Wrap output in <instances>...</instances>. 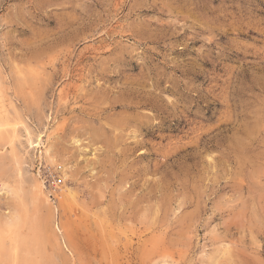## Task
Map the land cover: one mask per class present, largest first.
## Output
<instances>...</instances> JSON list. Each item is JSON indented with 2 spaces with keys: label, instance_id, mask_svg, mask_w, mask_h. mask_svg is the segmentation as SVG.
<instances>
[{
  "label": "rangeland",
  "instance_id": "374dc122",
  "mask_svg": "<svg viewBox=\"0 0 264 264\" xmlns=\"http://www.w3.org/2000/svg\"><path fill=\"white\" fill-rule=\"evenodd\" d=\"M0 152L35 264H264V0H0Z\"/></svg>",
  "mask_w": 264,
  "mask_h": 264
},
{
  "label": "bare ground",
  "instance_id": "6f19581e",
  "mask_svg": "<svg viewBox=\"0 0 264 264\" xmlns=\"http://www.w3.org/2000/svg\"><path fill=\"white\" fill-rule=\"evenodd\" d=\"M2 115V114H1ZM8 125V124H7ZM39 138V137H38ZM5 139V138H4ZM6 140V139H5ZM39 141H41L40 139H38ZM38 141V142H39ZM38 145V144H37ZM1 153V152H0ZM39 190V187H35V189ZM15 247H17V245H13L12 244V249H6L4 247V243L0 242V263L1 264H35L34 262H31L30 258L28 257V259L23 255V251L22 254L20 255L22 258H20V256L17 254ZM32 247V246H31ZM14 253H13V252ZM21 251V250H20ZM31 252V251H30ZM29 253V252H28ZM32 253V252H31ZM31 255V254H30ZM230 260V259H229Z\"/></svg>",
  "mask_w": 264,
  "mask_h": 264
}]
</instances>
